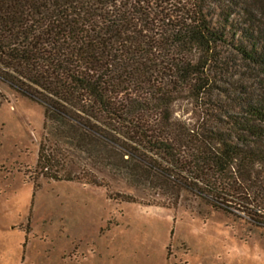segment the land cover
<instances>
[{"label":"trees","instance_id":"obj_1","mask_svg":"<svg viewBox=\"0 0 264 264\" xmlns=\"http://www.w3.org/2000/svg\"><path fill=\"white\" fill-rule=\"evenodd\" d=\"M255 6L264 13V0H0V79L131 186L171 183L264 217V97L216 105L194 128L176 114L218 88L222 49L264 79ZM52 162L40 145L44 176L105 187L49 175Z\"/></svg>","mask_w":264,"mask_h":264},{"label":"rangeland","instance_id":"obj_2","mask_svg":"<svg viewBox=\"0 0 264 264\" xmlns=\"http://www.w3.org/2000/svg\"><path fill=\"white\" fill-rule=\"evenodd\" d=\"M255 7L253 27L264 45V13ZM222 51L218 88L176 108L193 128L211 123L206 113L216 105L230 110L264 97L260 72ZM50 125L41 104L0 79V264H264V217L250 218L242 200L218 208L171 183L131 186ZM44 144L53 157L46 173L92 176L105 187L44 176L37 166ZM119 195L135 203L110 198Z\"/></svg>","mask_w":264,"mask_h":264}]
</instances>
